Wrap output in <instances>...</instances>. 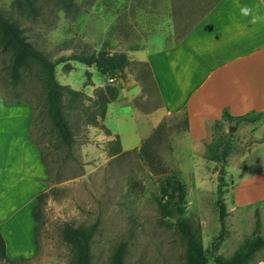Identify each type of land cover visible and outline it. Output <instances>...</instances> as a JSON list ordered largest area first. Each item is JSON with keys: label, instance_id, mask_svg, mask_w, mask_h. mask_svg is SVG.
<instances>
[{"label": "rangeland", "instance_id": "obj_1", "mask_svg": "<svg viewBox=\"0 0 264 264\" xmlns=\"http://www.w3.org/2000/svg\"><path fill=\"white\" fill-rule=\"evenodd\" d=\"M217 1L75 0V6L66 10L56 0H38L33 10L23 0H0V9L7 19L19 24L27 40L52 60L102 48L124 51L130 59L118 75L103 73L95 65L79 61L71 62V70H66L63 63L56 66L59 82L81 90L87 98L78 105L71 102L70 96L65 98V111L75 135L71 148L59 146L60 141L57 146L45 147L48 175L42 192H47V196L41 208L35 255L26 262L0 260V264H71L73 250L62 237L65 222L76 227L96 224L91 242L92 264H112L120 242L127 244L128 264H182L185 241L175 225L176 219L161 218L156 202L159 186L155 177L171 171H179L187 184L186 217L199 231L210 264H214L215 256H230L254 235L255 208L228 209L232 181L223 151L229 155L240 152V142L247 140V134L238 126L235 131L229 129L230 124L236 126V120L224 116L212 124L201 149L185 148L181 142L178 153L185 163L182 171L166 140L158 145L154 164L145 159V137L156 123L154 116H146L161 101L142 58L150 50L178 41ZM1 45V96L30 100L38 110L45 111V85L37 76L42 74L41 67L33 64L30 70L24 69L16 87H7L12 54L2 50ZM107 84H115L119 90L118 97L108 104L104 120L110 130L85 122V113L94 109L89 97H95V89ZM262 120L260 116L252 123ZM117 142L124 149L137 147L114 154ZM238 174L234 173V177ZM220 176L226 183L223 199L227 215L223 223L217 202ZM258 208L260 234L264 236V204ZM10 231V238L27 243L23 230ZM262 252L256 257H261Z\"/></svg>", "mask_w": 264, "mask_h": 264}, {"label": "crops", "instance_id": "obj_2", "mask_svg": "<svg viewBox=\"0 0 264 264\" xmlns=\"http://www.w3.org/2000/svg\"><path fill=\"white\" fill-rule=\"evenodd\" d=\"M142 59L151 68L161 101L146 116L156 119L144 144L151 165L158 145L166 140L182 171L181 142L185 148L201 149L210 126L226 113L264 118V0H218L182 38ZM0 108V230L10 258L32 257L37 251L33 207L48 175L40 149L61 138L46 109L1 94ZM238 127L247 140L228 158L229 211L264 204V120ZM15 228L23 230L27 243L10 238ZM250 264H264V250Z\"/></svg>", "mask_w": 264, "mask_h": 264}, {"label": "trees", "instance_id": "obj_3", "mask_svg": "<svg viewBox=\"0 0 264 264\" xmlns=\"http://www.w3.org/2000/svg\"><path fill=\"white\" fill-rule=\"evenodd\" d=\"M23 1L26 5L30 6L31 9H36L35 4L38 0ZM56 3L66 10H70L71 7L75 6V0H56ZM0 43L2 44V50L11 51L12 54L11 62L8 65L9 77L7 80V87L13 89L16 87L23 76L24 69L30 70L33 64L41 67L42 74L37 76L40 79H43L45 85L44 95L47 117L52 121L53 128L56 129L60 135L61 140L59 146L68 149L73 145L75 135L72 124L65 111V98L70 96L71 102H77L78 105L83 98H87V96L81 90H76L68 85L60 83L56 77V66L63 63L66 70H71V62L79 61L89 66L96 64V67L103 73L118 75L119 73H123L126 67L130 64V59L126 52H110L104 48L93 52H73L69 55L60 56L59 58L52 60L41 49L28 41L24 29L16 22L7 19L1 9ZM143 64L147 66V74L152 79L155 89H157L149 64L147 62H144ZM118 94L119 90L115 84H107L104 87H97L95 89V97H89L93 102L94 109L89 113H85V122L87 124L106 128L104 120L108 104L115 100L118 97ZM21 101L33 104L30 100L25 99ZM77 105L72 108H76ZM224 116L230 120H236V126H239L245 122L255 121L261 116V114L233 117L226 113ZM106 129L110 130L109 128ZM114 149L116 151L114 154L120 153L122 151L121 143L117 142ZM40 153L42 161L47 166L44 156L45 147L40 149ZM223 153L225 155L223 161L224 163H228L230 152L223 151ZM219 180L217 202L219 205L220 221L223 223L227 215L226 205L223 199V186H225L226 183L224 182L223 176H220ZM155 181L159 186V195L156 196V202L161 218H175V215L177 213L179 214V218L176 220L175 225L185 241V259L182 264H210L209 256L206 248H204L199 231L186 217L188 189L180 172L171 171L160 174L155 177ZM46 196L47 192H41L38 194L37 201L33 207V216L36 221V242L38 223L41 219V208ZM255 217L256 223L254 235L244 240V242L230 256H215L214 264H250L257 253L264 250V236L260 234L261 220L258 207L255 208ZM95 231V223L84 227H76L69 222L64 223L62 237L64 241L70 245L74 254L71 264H92L91 242ZM126 251V242H120L113 254L112 264H128L125 261ZM30 258L31 257L10 258L7 254L5 238L0 230V260L11 263H20L29 261Z\"/></svg>", "mask_w": 264, "mask_h": 264}, {"label": "water", "instance_id": "obj_4", "mask_svg": "<svg viewBox=\"0 0 264 264\" xmlns=\"http://www.w3.org/2000/svg\"><path fill=\"white\" fill-rule=\"evenodd\" d=\"M94 65L96 66V64H94ZM236 128H237L236 126H230L229 129H230L231 131H235ZM223 172H224V169H221V170H220V173L222 174ZM178 218H179V214L177 213V214L175 215V219L177 220Z\"/></svg>", "mask_w": 264, "mask_h": 264}]
</instances>
